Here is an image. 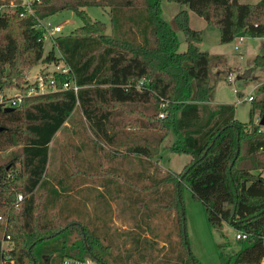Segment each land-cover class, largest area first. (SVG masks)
I'll return each instance as SVG.
<instances>
[{
  "label": "trees",
  "instance_id": "1",
  "mask_svg": "<svg viewBox=\"0 0 264 264\" xmlns=\"http://www.w3.org/2000/svg\"><path fill=\"white\" fill-rule=\"evenodd\" d=\"M31 1L26 16L19 0L0 10V93L23 92L26 71L51 63L70 70L55 75L58 88L72 77L79 89L25 97L11 111L0 103V260L9 236L14 264H199L185 234L187 188L210 229L226 224L247 235L233 254L219 253L220 264H264V85L246 123L234 118L231 104L209 106L224 59L198 50L202 34L189 26L187 10L169 26L161 0ZM167 1L215 26L222 44L240 33L264 36V0ZM88 7L107 9L109 32ZM63 11L82 25L57 36L45 53L36 25ZM253 65L263 67L264 55ZM68 120L73 129L48 178L50 145ZM170 132V151L191 157L179 173L162 172L153 161ZM128 157L137 160L135 171L124 164ZM102 201L112 211L117 203V217L126 220L120 232L112 230L116 213L105 220L107 212L95 208Z\"/></svg>",
  "mask_w": 264,
  "mask_h": 264
},
{
  "label": "rangeland",
  "instance_id": "2",
  "mask_svg": "<svg viewBox=\"0 0 264 264\" xmlns=\"http://www.w3.org/2000/svg\"><path fill=\"white\" fill-rule=\"evenodd\" d=\"M14 1L15 0H9V4L7 6H0V10H3L4 7L14 9L16 7ZM19 1L20 3L24 2V0ZM239 1L244 4H254L259 0ZM160 6L161 18L171 27H173L174 15L180 10H187L190 14L189 26L194 30L201 31L202 34L201 42L197 44L198 50L222 56L224 59V62L220 65L223 72L219 75V81L216 84L213 99L210 101L209 106L213 107L219 104H231L234 106V116L237 120L243 123L248 122L252 107V103L247 100L248 96L252 95L255 99H259L262 96L260 88L264 85V66L254 68L253 59L257 55H264V36L257 38L250 37L245 33H240L232 42L222 44L219 41L218 29L215 26L206 24L202 18L197 16L192 11H189L186 6L171 3L167 0H161ZM85 12L91 20H97L105 23L109 32L110 22L107 9L88 7L85 8ZM43 23L50 24L51 26L62 24L63 29L60 35L70 34L82 25L80 18L71 11H63L54 16L48 17L43 20ZM176 34L179 40L178 52H184L187 44L184 40L183 34L180 31H176ZM239 37L243 39V42L239 44L238 49L235 50L237 39ZM52 46L53 44L50 40H45L43 42L44 52L47 53ZM42 65L43 64H39L26 71L27 83L29 80L33 79L35 74L39 72ZM49 69H53V66H50ZM217 71L218 68H212V78H214V74ZM232 72L234 74H232ZM231 74L234 76V80L229 82L227 77ZM238 76L241 78L237 79ZM259 82H262L259 86L260 88L254 89V86ZM17 93L18 91L14 88L5 89L0 93V101H3L4 98L14 96ZM255 113L254 117L256 119L257 116ZM77 117L78 113H75V116L71 117L70 120L73 118L76 119ZM75 119L72 124L74 125V128L79 129V122ZM69 122L70 121L68 120L64 123L62 129L56 134L50 145L49 161L46 173L48 178L54 175L58 166V160L61 155L62 147L73 129V127L71 128ZM174 141L175 137L172 132H170L161 144L159 154L153 159L156 164L159 162L158 167L162 172L170 171L179 173L191 160V157L187 154H176L170 151L169 147L174 143ZM133 160L134 159L130 162L125 160L126 162H124V164L128 166L130 164L127 162L133 163ZM181 202L184 210L187 244L190 252L199 264H220L218 258L219 253L227 256L233 254L239 249V245L235 240V231L230 226L225 224L221 231L213 230L208 227L202 203L195 201L187 188H183L182 190ZM89 203L93 207V201H90ZM116 204L117 203L115 202L112 204L113 211L111 208L109 210L108 207H104V201H102L101 206L96 205L95 208H102L107 212V215L102 217V219L105 220H108L112 214L115 216L116 213V217L111 223L112 230L120 232L122 228L120 222L126 220L124 217H117ZM86 205L88 209H92L90 205ZM89 215L92 217L91 213H89Z\"/></svg>",
  "mask_w": 264,
  "mask_h": 264
},
{
  "label": "built area",
  "instance_id": "3",
  "mask_svg": "<svg viewBox=\"0 0 264 264\" xmlns=\"http://www.w3.org/2000/svg\"><path fill=\"white\" fill-rule=\"evenodd\" d=\"M32 1L31 0H24L22 2V14L21 16H26L28 14H32L31 8ZM36 29L42 33V42L45 40H50V42L54 45V39L62 33L63 25L56 24L55 26H51L50 24H44L43 20L38 21L36 25ZM243 39L239 37L237 39V45L235 46V50L238 49V45L241 44ZM50 66H53V69H49ZM56 74H63L68 75L70 74V70L67 66L62 63L59 64H47L42 65V68L39 70L37 74L33 76L32 80H29L27 85L25 86V90L23 92H18L14 96L4 98L3 101L0 103L3 104V107H14L21 103L23 98L31 97L36 95H45L55 93L61 90H72L75 94L77 93L79 87L75 84L74 79L69 77L66 81H64L60 88L56 86ZM228 79L232 82L234 80L233 75H229ZM248 101L253 100V96H248ZM164 113L159 114V118H163ZM256 123L260 121V117L256 118ZM22 200V195H17V202ZM247 235L240 232H235V240L239 239H246ZM13 245L10 241V237L6 236L1 242V251H2V258L0 260V264H14L13 259L10 256V251H12ZM62 264H96V262L85 259L84 261L73 260V259H66L63 261Z\"/></svg>",
  "mask_w": 264,
  "mask_h": 264
},
{
  "label": "crops",
  "instance_id": "4",
  "mask_svg": "<svg viewBox=\"0 0 264 264\" xmlns=\"http://www.w3.org/2000/svg\"><path fill=\"white\" fill-rule=\"evenodd\" d=\"M188 15H189V18H190V14H189V13H188ZM242 42H243V41H242ZM232 74H234V73L232 72ZM232 74H231V75H232ZM240 78H241V77H239V76L237 77V79H240ZM227 79H228V77H227ZM228 81L231 82L229 79H228ZM260 84H262V82H259L258 84H256V85L254 86V89H259V88H260V87H259ZM249 96H252V95H249ZM254 98H255V97H254ZM255 112H256L255 115L258 117V113H257V111H255ZM257 117H256V118H257ZM234 118L237 120V118H236L235 116H234ZM58 132H59V131H58ZM58 132H57V133H58ZM57 133H56V134H57ZM56 134H55V136H56ZM132 159H134V160H133V163H129L130 161H132ZM126 161H129V162H127V163L130 164V165H128L127 167L130 168V170L135 171L136 169H138V167H137V166H138V164H137V160H136L135 158L128 157V158L126 159ZM189 162H190V161H189ZM127 163H126V164H127ZM157 165H159V162H158Z\"/></svg>",
  "mask_w": 264,
  "mask_h": 264
},
{
  "label": "water",
  "instance_id": "5",
  "mask_svg": "<svg viewBox=\"0 0 264 264\" xmlns=\"http://www.w3.org/2000/svg\"><path fill=\"white\" fill-rule=\"evenodd\" d=\"M4 110L5 111H11V110H13V108L12 107H4ZM259 124H260V126H264V118H261V121Z\"/></svg>",
  "mask_w": 264,
  "mask_h": 264
}]
</instances>
